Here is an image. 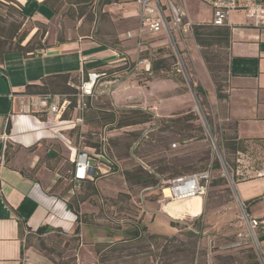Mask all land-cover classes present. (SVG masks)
<instances>
[{
    "label": "rangeland",
    "instance_id": "1",
    "mask_svg": "<svg viewBox=\"0 0 264 264\" xmlns=\"http://www.w3.org/2000/svg\"><path fill=\"white\" fill-rule=\"evenodd\" d=\"M172 1L185 8L187 21L191 22L190 30L173 39L165 34L153 38L145 36L149 55L153 60L166 59L168 70L161 71L159 76H150V82H146L145 76L140 74L130 76L123 82L130 78L140 86L135 85L130 92H123L125 85L122 84L113 95H103L93 102L94 107L114 112L143 110L151 116L150 121L125 128H117L115 125L98 127L84 123L77 126L70 135L75 147L97 148L107 130V152L118 164L112 167V174L75 187L72 183L75 166L69 160L68 151L57 143H52L50 147L59 152L60 157L49 164L56 170L60 182H64L60 196L65 197L75 209H79L86 225L122 232L120 237L124 239L130 237L128 232L139 226L146 227L144 235L148 233L174 238L177 245L178 240L196 242L199 253L196 264H260L248 224L250 215L239 200H244L241 186L246 183L233 180L234 171H229L223 164L225 152L220 150L225 135L233 134V123L225 119V105L211 102L208 91L204 89L208 88L212 93L210 86H226L227 46L225 43L208 48L198 46L193 36V27L208 24L204 21H211L210 10L196 0ZM99 22L96 28L98 31ZM12 24L19 27L18 37L28 35L35 25L21 18L14 3L0 0V26L8 28ZM47 29V26L45 29L41 27L39 32ZM137 55L142 56L143 53ZM209 67L214 71L216 81ZM121 69L118 67L104 71L112 74ZM196 88H202L206 96L200 94V99L197 98ZM130 98L134 101L128 102ZM114 103L122 106L115 107ZM187 117L190 118L189 132L174 123L175 120ZM230 158L237 164V177L264 175V143H250L246 153ZM217 160L222 163L221 169H216ZM207 166L211 167L212 174L203 202L200 200L193 204V215L170 217L165 209L170 202L164 197V190L170 181L178 175L201 173ZM137 168L155 174L158 184L149 188L127 184L125 173ZM164 170L166 173H162ZM83 199L86 200L81 203ZM184 204L172 203L174 206ZM260 212L255 211L253 215L263 217V212ZM56 235L58 238L55 241L47 237L46 243L44 239L38 240L36 244L45 243L49 249L54 248L53 257L58 262H62V256H58V253L70 251L65 260L70 264L75 257L73 248L77 242H71L72 238L63 237L59 232ZM30 240L27 239L26 244ZM158 262L159 258L151 259L148 264Z\"/></svg>",
    "mask_w": 264,
    "mask_h": 264
},
{
    "label": "crops",
    "instance_id": "2",
    "mask_svg": "<svg viewBox=\"0 0 264 264\" xmlns=\"http://www.w3.org/2000/svg\"><path fill=\"white\" fill-rule=\"evenodd\" d=\"M15 1L26 20L35 24L27 41L43 24L48 27L42 40L47 47L28 56L8 53L0 63V264H62L70 251L64 252L60 263L41 246L49 250L46 238L55 241L57 232L72 238L78 225L68 207L71 203L60 196L64 182L49 164L60 154L50 145L60 144L74 165L76 148L70 135L77 127V113L68 110L61 121L51 120L41 104L45 95L26 94L27 87L42 86L45 81L62 76H69L72 85H79L92 70L120 67L115 58L117 50L136 61L137 54L144 52V48L137 47L140 10L135 0H118L103 7L99 5L101 0H95L92 22L79 17L70 0H61L64 4L60 8L51 7L47 0ZM71 8L72 15L67 13ZM208 9L212 14V9ZM100 13L104 14L101 20ZM212 20L213 16L210 22H204L209 24ZM220 28L229 31L228 79L223 87L227 99L219 100L212 86V93L204 89L211 102L225 105V119L236 124L238 138L264 140V27H256L243 11H235L227 26ZM128 33L132 38H128ZM123 84V92L139 85L130 78ZM133 101L130 98L128 102ZM74 173L75 187L86 182H73ZM238 183H246L241 186L244 200L238 197L242 204L257 199L245 206L247 213L251 218L264 219L253 215L255 211L264 215V175ZM43 227L48 232L37 234ZM120 235L122 232L81 224L76 264H99L96 245L113 246L124 239ZM27 239H31L29 244ZM44 239L45 243L36 244Z\"/></svg>",
    "mask_w": 264,
    "mask_h": 264
},
{
    "label": "trees",
    "instance_id": "3",
    "mask_svg": "<svg viewBox=\"0 0 264 264\" xmlns=\"http://www.w3.org/2000/svg\"><path fill=\"white\" fill-rule=\"evenodd\" d=\"M70 1L71 4L76 5V13L79 17L85 16L87 20L92 22L95 20V14L93 13L95 0ZM117 1L118 0H101L99 2V5L100 7H103ZM9 2L16 5L21 18L27 21L20 4H18L15 0H9ZM46 3L50 4L51 7L57 8H60L64 4L61 0H47ZM67 13L72 15V8ZM99 15V20H101L104 14L100 13ZM39 25L40 26L38 32L29 41H27L29 34H23L18 37L20 32L19 27L13 24L8 28L0 26V63L3 62L5 55L8 53L22 52L25 56H28L35 54V52L38 50L45 49L47 45L43 44L42 40L46 30H44L42 33L39 32L41 27L45 29V25ZM96 31L98 32L97 29ZM193 36L197 45L202 48L212 47L221 43H225L226 46H228L229 31L226 29H221L220 27H215L211 25V23L195 25L193 27ZM141 57H149V51L146 50L145 52H143V55ZM166 70H168V63L166 59L155 58L153 60L152 58V73L142 76H145V81L148 82L151 80L150 76H159L161 71ZM209 71L211 74L214 73V71L210 67ZM162 78L167 79L166 77ZM213 79L216 81V76H214V74ZM74 86L75 85L71 84L69 76H62L47 80L43 83L42 86H28L26 94L71 96L75 94ZM195 91L197 92V98L199 99L200 94L206 96V92L202 88H196ZM216 94L219 100L227 99V95L223 93V87H220L219 85H217ZM70 99L72 102V106L69 108V111H72L73 107L75 106V99L73 97H70ZM83 117L84 123L87 125L95 124L98 127L115 125L117 128L139 125L142 123H146L151 119V116L143 110L128 109L114 112L113 110L103 107H89L84 113ZM189 122L190 118L187 117L183 120H175L174 123L176 124V126L183 127V130L189 132L191 131V126L188 125ZM199 129L200 131H203L202 128ZM231 129L233 131V134L225 135V137L223 138V144L220 148L221 151L223 149L225 152V156H223V164L227 169H229V171H231V169L234 171L233 180L235 182L238 183L251 180L254 177H237L235 175V172L237 171V164L232 162L230 157L233 155L244 154L246 153L248 145L250 143H264V140L238 138L236 134L235 123L232 125ZM100 146L97 147V149H100ZM210 168V166H207L204 171ZM221 168L222 163L217 160L216 169ZM164 172L166 173L165 170L162 173ZM176 174H178V172ZM180 176L186 175H178L177 177ZM177 177L175 176L173 177V179ZM125 179L127 184L133 186H141L143 188L154 187L159 182L155 174H149L148 172H145L140 168L132 171H127L125 173ZM94 192L96 193V190H94ZM85 200L86 199H83L81 203L85 202ZM256 200L257 199H253L245 202V206L247 207L249 204L255 202ZM68 207L75 214L76 222L78 225L71 240V242H77V246L73 248L76 251L79 247L80 226L81 224H87V222H84V220H82V216L78 208L75 209L72 204H69ZM146 231V227L140 228L139 226H137L134 227L131 232H128L130 234L129 238L123 239L113 246L106 244L96 245L95 250L99 256V264H118V262H122L121 264H139V260L142 261L141 264H148L151 259L154 260L158 258V264H196L199 255L196 242L185 243L178 240L179 244L177 245L176 243H174V241H177L174 238L170 239L166 236H161L158 234L147 233L146 235H144ZM47 232L48 228L43 227L40 228L36 233L39 235H43ZM190 237L192 238L193 235L191 234ZM152 247H154L156 250H154V248ZM41 249L47 250L49 252L51 251L53 254L55 253L54 248L48 250L43 244L41 246ZM58 254V256H62L64 253ZM139 256H142L143 258H139ZM62 264L69 263L64 262ZM70 264H76V257L73 258V261Z\"/></svg>",
    "mask_w": 264,
    "mask_h": 264
},
{
    "label": "built area",
    "instance_id": "4",
    "mask_svg": "<svg viewBox=\"0 0 264 264\" xmlns=\"http://www.w3.org/2000/svg\"><path fill=\"white\" fill-rule=\"evenodd\" d=\"M212 9L213 20L211 25L224 27L228 24L229 16L235 11H243L254 22L256 27H264V0H197ZM140 10L141 28L137 47L148 50L146 35L151 38L165 34L170 39L174 36L187 33L191 22L187 21V12L184 7L175 4L172 0H135ZM132 38V34H127ZM149 51V50H148ZM143 52V51H141ZM115 58L122 69L112 74L104 71L92 70L82 79L79 85L74 86L75 94L71 96L45 95L41 104L51 120L61 121L64 114L72 106L70 97L75 99L73 111L77 113L76 125L84 124V113L89 107H94L93 102L103 95H113L123 80L130 76L152 73V57L138 56L136 61H131L124 52L117 50ZM107 130L101 139L100 149L76 148L74 160L75 173L73 182L79 184L86 180L112 174V167L118 164L111 159L107 152ZM79 148V149H78ZM211 169L204 172L180 176L170 181L164 190V197L172 203H187L193 199L202 202L206 197L210 182ZM243 209L245 205L242 204ZM250 217V216H249ZM253 234L256 252L260 264H264V219L251 218L248 221Z\"/></svg>",
    "mask_w": 264,
    "mask_h": 264
},
{
    "label": "bare ground",
    "instance_id": "5",
    "mask_svg": "<svg viewBox=\"0 0 264 264\" xmlns=\"http://www.w3.org/2000/svg\"><path fill=\"white\" fill-rule=\"evenodd\" d=\"M200 199H193L189 202H187L184 205L181 206H174L172 204H169L165 207L166 211L168 212V215L172 218H181L183 216H189L193 215V204L198 203Z\"/></svg>",
    "mask_w": 264,
    "mask_h": 264
}]
</instances>
